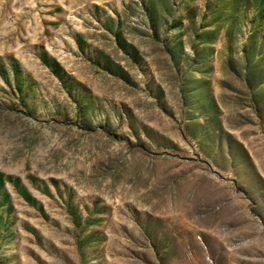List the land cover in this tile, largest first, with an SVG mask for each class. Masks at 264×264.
<instances>
[{
    "label": "rangeland",
    "instance_id": "rangeland-1",
    "mask_svg": "<svg viewBox=\"0 0 264 264\" xmlns=\"http://www.w3.org/2000/svg\"><path fill=\"white\" fill-rule=\"evenodd\" d=\"M263 225L264 0H0V264H264Z\"/></svg>",
    "mask_w": 264,
    "mask_h": 264
},
{
    "label": "crops",
    "instance_id": "crops-1",
    "mask_svg": "<svg viewBox=\"0 0 264 264\" xmlns=\"http://www.w3.org/2000/svg\"><path fill=\"white\" fill-rule=\"evenodd\" d=\"M208 188L210 195L204 203L211 210L215 209L216 215L215 220L204 229L209 230L207 237L211 241L210 249H214L213 254L219 259L242 255L244 251L256 255L259 251V224L262 222L251 217L243 198L235 195L231 189L226 190L222 183L211 181Z\"/></svg>",
    "mask_w": 264,
    "mask_h": 264
}]
</instances>
